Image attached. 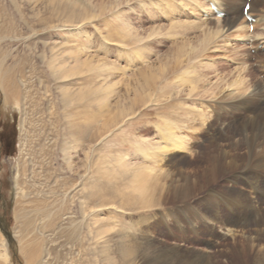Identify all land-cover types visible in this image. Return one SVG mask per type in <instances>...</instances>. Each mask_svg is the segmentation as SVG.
I'll return each instance as SVG.
<instances>
[{"label":"rangeland","instance_id":"obj_1","mask_svg":"<svg viewBox=\"0 0 264 264\" xmlns=\"http://www.w3.org/2000/svg\"><path fill=\"white\" fill-rule=\"evenodd\" d=\"M155 3L159 0H0V61L11 79L0 87V135L10 141L8 150L0 141V254L7 257H0V264H263L259 255L264 241L258 246L244 241L264 235V230L228 232L204 224L196 189L186 199L172 198L177 195L173 187L182 184L174 168L191 171L182 161L193 160L200 145L208 143L197 125V113L205 110L206 134L225 130L232 124L230 118L221 115L214 120L206 106L218 96L227 100L232 88L224 85L217 97L201 101L184 98L185 93L177 101L165 100L181 69L192 68L187 48L199 44L203 27L191 24L198 21L185 7L177 12L185 21V32L179 29L180 37H167L171 15L153 9ZM200 3L206 8L204 0ZM241 5L236 3L237 23L245 19ZM248 14L253 17L246 29L251 37L263 29V21H255L264 18V5ZM237 36L229 28L222 32L217 49L210 45L196 53L193 48L190 54L213 66L226 83L245 66L249 82L264 86V68L256 62L264 49L244 46L247 42ZM176 45L186 47V55L176 67L178 74L164 76L174 64ZM231 45H241L246 54L232 56ZM161 63L166 67L158 77ZM59 66L63 76L78 72L56 80L52 70ZM152 75L156 80L151 88H140L139 81ZM78 92L86 94L84 105L90 101L83 122L87 135L72 143L65 126L67 113L75 111L68 120L79 125L84 114L81 101L72 102L69 109L61 101L68 95L76 99ZM148 93L152 98L145 104L133 102ZM181 109L194 110V120ZM251 116L242 113L239 123L245 125ZM79 129L73 137L82 132ZM177 138L185 149L169 148ZM232 140L246 155L243 137ZM144 170H152L146 197L136 182ZM98 225L103 234L94 237L88 228L93 231Z\"/></svg>","mask_w":264,"mask_h":264},{"label":"bare ground","instance_id":"obj_2","mask_svg":"<svg viewBox=\"0 0 264 264\" xmlns=\"http://www.w3.org/2000/svg\"><path fill=\"white\" fill-rule=\"evenodd\" d=\"M188 1H191V3H194L195 5L194 6H192V4L190 5L189 3H187ZM204 1L205 3H207L206 8H204L205 4L202 5L200 3L201 0H184L183 2H185V4L184 3L181 4V2L180 4H177V2H174V0H159V3H155L153 9L161 12L164 15L165 13L168 15V12L170 13L169 15H171L170 17L172 19L170 20L169 22L170 25L166 30L165 33L166 36L170 38L180 35L181 33L178 32L179 29L180 31L181 30L184 31L183 28L185 21L183 22L182 20L181 22V19L177 18L178 17L177 12L178 11L180 12L188 8L190 10V15H194L193 19L194 20L197 19L198 21V23L192 21H191L192 23L191 22L190 23L196 26V29L203 27V31H202L203 37L198 38V41L200 40L199 44L193 47L194 49L195 48L197 49L196 53L199 51V49L201 52L208 50L209 49L208 47L210 45H212L213 49H217L219 44L218 41L221 39L220 37L222 35V32L227 29L229 30V28H234V32L238 34L237 36L238 38H244L243 41L247 42L244 43V46L249 45L251 46L250 47L251 49H257V47L260 45V48L264 49V24H262L263 29L261 31H258L256 33L253 32L252 36L250 37L248 36L249 34L248 35L246 34L247 33L246 29L247 30L249 29L251 23H248L247 21H245V19L244 20L242 19V21H240L239 23L236 22L238 19L237 13L239 12V7L236 6V3L242 2L243 5L244 0H204ZM180 5L182 6L180 7ZM249 5H251L250 13L253 14L254 11H257L259 6L264 5V0H252ZM178 7L180 8L179 10ZM198 10L200 12H198ZM242 10L243 9L241 7L240 9L241 15L243 14ZM215 11H220L225 15L222 18H219L216 16ZM201 16H206L208 17V19L206 20L200 19ZM261 20L264 23V18L261 17L258 18V20L256 19L255 22L260 23ZM189 27L194 28L193 26L191 27L189 25L188 30H190L191 32L193 31L195 32V30L192 31L191 29H189ZM254 27L258 28V26H254ZM187 33L189 34V32ZM136 41L141 42L142 39L139 38L136 39ZM174 41H176V39ZM228 45L229 44H227V46ZM241 45L240 48L231 45V49L233 53L232 56H234L235 53L240 54L239 53L240 51L242 53L244 52V47H242ZM140 48H138L139 51L142 50ZM193 48L192 46L188 47L187 50L188 49L189 50L187 52L186 47L184 46L176 45L174 47L175 54H173L174 57L171 58L173 59L174 64L172 68L168 71V73L164 76H169L175 73L178 74V70L176 69V67L178 64L182 63L180 59L184 55H186V52L189 55L188 63L190 64L191 62L193 65L192 68L190 67V69L188 68L181 69L182 71L180 75H178L175 78L173 89L170 92L166 93V95L163 97H165L166 101L169 100L177 101L178 100L177 97H179L178 95L185 93L187 97L184 98H190V96H194V98L201 101V99L203 100L202 97L205 96H212L214 98L216 94L222 92L221 90L223 89L221 88L225 85L227 89L232 88V91H230L228 95L225 96L228 97L226 98L227 100L223 99L222 97L219 98V96L218 97L216 96L217 101L213 100L212 103L213 105L210 103L211 105H207L206 108L210 107L211 112L214 113V117H213L214 120L217 119V117L223 115V117L225 118L228 119L230 118L232 124L224 127L225 130L222 129V131L220 132L213 130L215 132L206 134V131L203 130L205 120H207V116L203 113L205 112V110L201 113L196 112L197 113L196 122H198L197 125L200 127V133L202 137L207 138L204 140V142L208 141V143L207 144L205 143L204 145H200V147L197 149L196 152L197 155L193 160H190L188 162L182 161L183 164H187L189 165V167H191V171H187L183 173L182 171L179 172V169L174 168V170H176L175 171L176 174L179 175V179L180 181H182V184L179 187H173L174 190H176L177 193L176 192L175 193L177 195H174L172 198L176 200H183L195 194L199 196L198 199L201 205L200 216L204 220L205 222L204 224L208 226L214 225L228 232L239 230V231H243L244 233L245 232L248 233L249 231L251 232V230L253 231V229L262 232L264 230V213L262 212V206H264V180H263L264 176L262 173L264 172L259 171V169L262 170L264 169L263 83L261 85L258 83V81L249 82L246 76L247 69H245L246 67L243 66L245 65L244 64L245 62H241L243 64L241 66L243 67L241 68V70L237 72V74H234L235 77L233 78V80L230 83H226L221 78L222 76L216 73L217 70L213 66L209 65L204 60L201 61L194 60L195 57L191 55L195 53ZM139 53L138 56L141 55L143 57V53L142 54ZM244 54L246 53H243V56ZM263 55L264 53L259 54L256 57L258 59L256 62L259 64V67L261 68H264V58H262ZM142 57H139L140 65L145 63ZM73 60L75 63H79L77 59L73 58ZM1 63L2 61H0V87L4 89L5 86L10 83L11 79L9 76V72H7L4 68H2ZM79 66H83V65L80 64ZM165 67H166V63H161V65H159L158 69L160 68L161 69L157 74L158 77L161 76L163 68L165 69ZM61 68L62 67L59 66L57 68L55 67L52 70V74L55 75L56 80H59L62 77H68L70 75H74L78 72L77 69L75 70V72L70 71L69 73L63 76V71L60 70ZM191 73L193 74V76H191ZM214 78L216 80L211 82V79ZM155 80L156 79H154V76L152 75L151 78H147V79H143L142 81H139L140 83L139 87L151 88L150 83L151 81L153 82ZM222 81L224 83H222ZM135 92H138V90H136ZM7 94H5V96ZM74 96L75 97L78 96V97L76 99H73L70 97V95H68L67 98H63L61 101L62 107H67L69 109L72 102L73 104H76L75 102H79L81 100L84 101V99H86L85 98L86 94L84 96L81 92L75 93ZM151 98L152 97L148 93V94H144V96L141 97H134L132 100L134 103L139 102L141 104H145L144 103L145 100ZM83 101H81V103H78L80 106L82 105L81 113H84L80 116L81 120L79 121V125L76 121L68 120L71 119L70 117L73 115V113H75V111L71 110L73 113L71 112L67 113L68 118H66L65 115L67 121V125L65 126L68 129L66 131L71 133L72 143H77L78 141L84 140L85 135H87L86 133L87 127L85 125L86 123L83 122H85L86 120L85 116L87 115V111H88L86 107H88L90 101L88 98L89 102L86 105H84ZM222 103L225 105H222ZM75 106L77 107V105ZM178 109L180 108L178 107ZM181 110L183 112V115L187 116L190 114L192 116V120H194L193 119L194 116L192 115L194 114V110H190V109L188 110L181 109ZM244 112L245 114L253 115L249 120H247L245 125H243L242 122L239 123V121L242 119L241 114ZM176 114L177 113L175 112V115ZM209 124L207 128H209ZM183 125L185 126V123ZM79 127H81L83 130L79 129ZM186 127L193 129V126H186ZM77 129H79L82 132H78L77 136L73 137V132L76 131ZM247 134L249 136H247ZM206 135L208 137H205ZM235 136L243 137V141H244L243 143L245 144L246 147L245 150L246 155L238 151L239 145L237 143H234V141L232 140ZM160 138L162 139V137ZM169 148H171V150L173 149L183 150L185 149V143L182 139L177 138L176 140L171 141V143L169 144ZM164 151L165 150H163V152ZM145 153L146 152H142V154H144V157H147L148 155ZM246 158H248L247 163L245 165H242ZM157 161H160V159L155 160V162ZM150 171L147 170L141 171L140 173L141 176H139L136 180L138 190L141 192V194H144V197H146V192L148 193L150 190V185H151ZM217 186H219L218 188H221V190H219ZM194 189H196L197 191L195 194L192 193ZM147 197H149V194L147 195ZM154 204L161 205L162 203L157 202ZM84 216H85V211L83 210L82 217ZM88 230L90 231V233H93L94 237H98L103 234V231L101 230V227L99 225L93 231H91L89 228ZM261 241H264V235H262V233L261 235L256 234L252 238H246V241L244 242H246L247 245L254 244L253 246H258L261 243ZM99 253L102 256L101 250H99ZM0 257L2 258L1 260L4 261L7 260V257L4 254H0ZM259 257H260L259 258L260 261L262 260V263L264 264V252L261 253Z\"/></svg>","mask_w":264,"mask_h":264},{"label":"flooded vegetation","instance_id":"obj_3","mask_svg":"<svg viewBox=\"0 0 264 264\" xmlns=\"http://www.w3.org/2000/svg\"><path fill=\"white\" fill-rule=\"evenodd\" d=\"M0 141H2V146L1 148H5L7 149L8 148V145L10 143L9 139H4L2 138V134L0 135ZM8 150V149H7Z\"/></svg>","mask_w":264,"mask_h":264},{"label":"snow or ice","instance_id":"obj_4","mask_svg":"<svg viewBox=\"0 0 264 264\" xmlns=\"http://www.w3.org/2000/svg\"><path fill=\"white\" fill-rule=\"evenodd\" d=\"M243 12H249L251 9V5L248 4L247 0H244V3L242 5Z\"/></svg>","mask_w":264,"mask_h":264},{"label":"water","instance_id":"obj_5","mask_svg":"<svg viewBox=\"0 0 264 264\" xmlns=\"http://www.w3.org/2000/svg\"><path fill=\"white\" fill-rule=\"evenodd\" d=\"M3 227L0 225V229H2ZM7 236H9V235H7Z\"/></svg>","mask_w":264,"mask_h":264}]
</instances>
